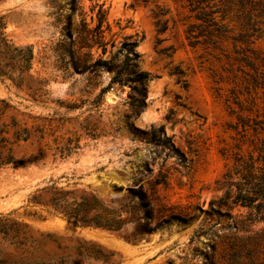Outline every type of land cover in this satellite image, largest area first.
<instances>
[{
    "label": "rangeland",
    "instance_id": "374dc122",
    "mask_svg": "<svg viewBox=\"0 0 264 264\" xmlns=\"http://www.w3.org/2000/svg\"><path fill=\"white\" fill-rule=\"evenodd\" d=\"M71 5V0H0L7 35L33 44L35 52L33 77L26 75L22 85L0 78L6 119L14 117L31 131L17 147L24 162L0 169V213L96 241L116 252V264H264V220L247 219L249 230L236 231L235 222L247 217L248 208L210 211L211 201L223 193L218 179L237 151L250 148L253 130L243 136L240 124L239 131L231 125L239 123V115L264 123L261 6H247L251 25L229 22L227 34L242 40L209 43L200 36L192 44L188 29L201 21L186 0H80L75 12ZM100 18L106 52L98 44L90 49L100 59L95 67L81 72L57 62L53 47L69 31L77 37L80 28H94ZM132 41L139 69L152 75L147 105L138 114L128 83L108 87ZM111 58L112 68L103 62ZM39 79H48V93L34 99L28 85L39 86ZM161 126L165 137L172 136L173 150L154 142ZM58 149L64 157L54 155ZM41 151L44 160H27ZM139 186L153 198L159 221L168 217L151 232L136 229L143 209L129 188ZM54 190L94 195L121 210L122 229L79 226L32 201Z\"/></svg>",
    "mask_w": 264,
    "mask_h": 264
},
{
    "label": "trees",
    "instance_id": "16d2710c",
    "mask_svg": "<svg viewBox=\"0 0 264 264\" xmlns=\"http://www.w3.org/2000/svg\"><path fill=\"white\" fill-rule=\"evenodd\" d=\"M186 1L195 18L201 21L193 23L188 29L192 44L198 43L200 36H204L209 43H216L219 39L229 37L240 41L242 39L227 34V31L231 30L228 26L229 22L236 20L241 26L251 25L249 12L255 9L256 5H260L264 13V0ZM79 2L80 0H71L72 12L80 7ZM247 6L251 7L250 10ZM233 10H235L234 17H230L229 14ZM216 12H221L219 18L215 17ZM100 17H104V14L102 13ZM102 24L103 18H100L94 28L86 26L80 28L77 37L69 31L53 47L57 62L66 61L64 66L69 63L77 71H91L100 59H93L90 49L98 44L103 45V52H106ZM201 24H206L208 29L201 28ZM136 46L137 41L129 43L124 60L120 66L114 68L115 72L108 87L113 83L119 85L128 83L132 106L134 112L138 114L147 105V83L152 75L148 71L139 69L140 53L136 50ZM84 48L88 50L84 51ZM34 60V45L18 44L13 41L5 31L4 17H0V78H9L22 85L26 75L33 77ZM103 62L112 68V58L104 59ZM38 82L40 85L37 87L28 85L34 99H42L48 93L45 88L48 79H39ZM257 86V82L254 83L253 87L257 88ZM6 104V101L0 98V169L24 162L17 152V147L21 141L31 137V131L27 126L20 124L14 117L6 119ZM252 119L253 122L251 117L239 115V123L231 125L238 130L240 124L243 136L250 129L253 130L249 138L250 148L246 152L235 153L232 163L218 179L219 189H222L223 193L210 203V211L219 213L223 212V208L228 209L224 211L227 214L235 207L249 209L246 218L235 222L236 231L245 229L247 219L264 220V123L256 117ZM153 139L157 145H163L169 150L176 148L172 136H164L163 126L158 129V133H153ZM70 149L71 147L67 148ZM57 154L60 157L65 156V152L61 149L54 153ZM45 157L46 153L41 151L39 155H31L27 160H44ZM178 157L185 160V156L181 153ZM156 183H159V179ZM129 191L138 198L139 206L143 209V216L136 227L139 233L151 232L159 227L162 221H168L166 219L168 217L159 221L153 198L142 186L137 189L130 187ZM32 201L46 207L49 213L79 226L120 230L125 223L121 210L102 203L94 195H77L71 191L54 190L47 199L33 196ZM198 208L203 211L201 207ZM190 218L191 215L181 218V221L185 223ZM115 255L114 250L96 241L54 230H43L11 213H0V264H92L94 262L116 264Z\"/></svg>",
    "mask_w": 264,
    "mask_h": 264
}]
</instances>
